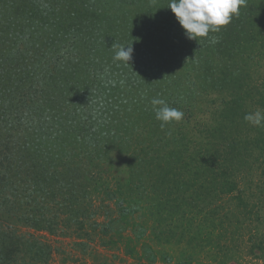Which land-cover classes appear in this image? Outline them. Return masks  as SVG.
Instances as JSON below:
<instances>
[{
  "label": "trees",
  "instance_id": "obj_1",
  "mask_svg": "<svg viewBox=\"0 0 264 264\" xmlns=\"http://www.w3.org/2000/svg\"><path fill=\"white\" fill-rule=\"evenodd\" d=\"M168 4L169 0H0V264L50 262L53 246L33 232L18 231L9 217L24 193L29 206L20 221L53 233L58 222L43 211L41 199L62 197L65 211L74 207L68 200L76 196L83 173L80 168L74 175L60 173L53 150L63 149L68 140L69 145L85 144L88 156L100 158L102 149L131 143L128 136L142 128L140 115H146L151 126L143 128L147 141L133 151L131 179L138 177L139 184L129 190L140 191L154 179L156 196L149 207L157 219L156 240L182 242L178 237L186 234L184 220L196 206L211 225L220 226L212 242L210 231L196 227L189 243L201 245L205 236L207 245L224 249L223 239L230 233L231 239L245 236V231L228 232L225 225L228 220L243 222L246 213L241 208L251 213L258 209V202H251L255 194L240 187L235 177L252 166L264 167V124L253 126L244 120L245 114L264 110V76L258 79L249 72L264 57V0H245L238 16L220 32L209 34L218 37L215 44L207 38L200 43L187 39ZM128 44L134 49L130 64L114 60V48ZM168 56L172 62L190 60L198 66L202 73L191 85L200 79L205 93L220 94L221 102L212 100L215 125L201 130L193 147L191 130H170L169 125L181 121L161 128L155 113L145 109L125 120L123 131L116 128L120 120L110 121L107 112L117 94L132 95L137 86L157 91L158 98L169 99L165 101L170 107L191 101L187 98L194 91L188 82L182 91L187 84L178 72H170L175 90L167 92L172 85L167 82ZM162 64L169 69L164 71ZM180 94L185 98L175 97ZM17 123L32 124L31 129L17 132ZM205 139L207 148L202 149ZM66 179L69 186L64 191ZM227 197L239 200L236 207L228 206ZM69 216L78 226L77 244L86 246L83 238L91 235L86 220L79 214ZM236 227L240 231L241 226ZM252 231L250 251H264V230Z\"/></svg>",
  "mask_w": 264,
  "mask_h": 264
},
{
  "label": "rangeland",
  "instance_id": "obj_2",
  "mask_svg": "<svg viewBox=\"0 0 264 264\" xmlns=\"http://www.w3.org/2000/svg\"><path fill=\"white\" fill-rule=\"evenodd\" d=\"M170 59L168 56L166 60V65L172 67H169L170 71L167 74V82L172 84L167 89L168 93L175 90L176 83L172 80V73L170 72H178L184 85L187 82L190 84L194 76L200 78L202 72L200 73L198 66H195L190 60L172 62ZM46 60L49 63L54 62L48 57ZM162 67L164 71L169 69L164 64H162ZM160 72L162 74V70ZM249 72H252L253 76L258 79L262 78L264 76L262 74L264 72V57H261L255 66L252 65ZM157 74L160 73L157 72ZM187 75L191 76L190 80ZM199 85L200 79L196 83L190 84L194 95L187 99L191 101L183 104L182 107L173 106L183 112V118L180 120L182 123L169 125L171 132L178 133L183 126L187 130H191L188 138H191L189 144L192 147L194 142L201 139V130L207 129V127L212 128L215 125L212 114L215 103L212 100L218 103L221 102L220 94L217 91L211 90L205 93ZM184 87H189V85L182 86V91ZM178 90L176 91L178 92ZM131 94L128 95L126 91H124V95L117 94V101L114 102L113 106H109L107 111L110 114V121L111 119L120 120V123L116 125L115 122L114 124L116 128H121L123 131H126L128 126H125L127 123L125 120L130 119L132 115L141 114L145 109L153 111L151 100L158 98V92L153 89L149 90L147 87L142 89L137 86ZM175 97L185 98L182 94ZM165 100L168 101L169 99ZM141 101L144 104L141 105ZM26 113H29L28 110H26ZM139 117L138 125L142 128L134 135L128 136V138H131V143H117L116 146H110V151L102 149L100 158L94 159V154L88 156L85 151V144L81 146L79 144L69 145L68 140L63 149L58 147L56 151L53 150L52 154L56 157L55 161L59 162L57 167L59 170L62 169L60 173L68 172L74 175L77 169L78 171L81 169V173H83L76 184L78 189H74V191L76 190V196L74 195L72 200H68L69 204L74 203V207L66 208L67 211H65L62 204L67 203L64 202L62 197L55 201L47 196L42 198L41 207L43 211L48 212V216L56 220L58 224L54 225L53 233L46 228L35 230L20 221V214L29 206L26 203V197L23 196L24 193H22V196L19 197L20 201L11 210V217H9L17 230L20 232H33L40 239L53 246L54 251L49 264H264V251L259 249L255 250L254 253L250 251L252 242L249 241L248 234L252 228V234L264 230V193L261 192V187L264 188V167L252 166L251 170L244 169L240 177H235L240 182V187L242 186L245 190L249 189L251 193L255 194L251 202L255 205L258 202V209H255L253 213L247 209H239L246 213V215L241 216L242 223L228 220L225 225L228 232L241 233L245 231L244 237L238 234L231 239L232 234L230 233L228 237L223 239L226 245L224 249L214 248L213 244L211 246L207 245L209 240H206L205 236V240L201 245L189 243L190 236L197 231L196 227H199V230H202L203 233L206 229L210 231L211 234L204 235H207L210 242H212V238L218 235L217 228L220 226L218 222L215 226L211 225V221L206 220L203 213L197 212L201 206H196L193 207V213L187 214V220H184L186 234L178 237L179 239L182 238V242L173 240L163 244L156 240L153 229L158 225L157 219L153 217L149 207L154 203L153 198L156 196L152 183L154 179L151 182L148 180L149 183L147 182L145 187L138 189L140 191L129 190V186L134 185L133 187H135L139 184L137 182L139 181L138 177L134 179L135 182L131 179L130 165L134 162L133 151L138 150L143 141H147L148 137L144 134L143 128L151 126L148 118L146 120V115H140ZM122 122L124 125L121 124ZM14 125L17 132L22 133L23 128H26V131L30 130L32 124L21 125L17 123V125ZM206 140L200 145L202 149L207 148ZM63 152H65L64 155H62ZM94 153L97 154L98 151L95 150ZM67 169H71V171H67ZM67 182L66 179L63 184L64 191L69 186ZM55 184H57V187L60 185L59 182ZM227 199L231 200H229L228 206L233 208L239 202L238 199L233 197H227ZM249 208L252 209V206H249ZM69 213L79 214L81 216L80 220H86V229L91 234L90 237L84 236L83 238L86 246L77 244V241L80 240L78 238V226L74 224L75 222L72 220L75 219L70 217ZM247 217H249L248 221L245 219ZM259 218L261 219L259 220ZM178 222L182 223L181 221ZM229 223L235 226L229 225ZM236 226H241L240 231Z\"/></svg>",
  "mask_w": 264,
  "mask_h": 264
},
{
  "label": "clouds",
  "instance_id": "obj_3",
  "mask_svg": "<svg viewBox=\"0 0 264 264\" xmlns=\"http://www.w3.org/2000/svg\"><path fill=\"white\" fill-rule=\"evenodd\" d=\"M244 3L245 0H169L167 7L175 14L187 39L200 43L201 38H207L210 43L215 44L218 37L209 34L218 33L227 26L234 16L239 15ZM131 44L114 48V60L130 64L134 52ZM151 104L155 118L161 122V128L183 118L182 111L170 107L162 98H153ZM244 120L253 126H261L264 124V110L257 109L247 113Z\"/></svg>",
  "mask_w": 264,
  "mask_h": 264
}]
</instances>
